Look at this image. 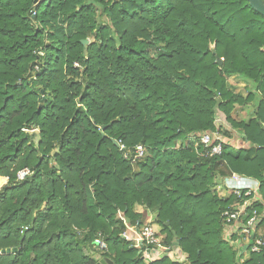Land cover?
Wrapping results in <instances>:
<instances>
[{
    "label": "trees",
    "instance_id": "1",
    "mask_svg": "<svg viewBox=\"0 0 264 264\" xmlns=\"http://www.w3.org/2000/svg\"><path fill=\"white\" fill-rule=\"evenodd\" d=\"M231 74L248 82L246 97L229 89ZM250 102L252 117L230 119ZM219 111L251 153L219 127L221 154H204L198 136ZM137 144L148 154L132 163ZM228 171L259 181L262 212L264 15L248 0H0V250L18 248L0 264H180L147 263L121 236L117 214L137 225V203L188 264H264V248L239 263L221 238L234 195L212 188ZM97 233L108 246L99 259L85 251Z\"/></svg>",
    "mask_w": 264,
    "mask_h": 264
},
{
    "label": "built area",
    "instance_id": "2",
    "mask_svg": "<svg viewBox=\"0 0 264 264\" xmlns=\"http://www.w3.org/2000/svg\"><path fill=\"white\" fill-rule=\"evenodd\" d=\"M36 69L38 68L36 67ZM218 121L219 123H217ZM222 123L224 121L217 117L215 119L216 128L213 131L207 130L199 134L198 141L205 147V155L221 154L222 145L226 141L219 129ZM145 154V146L137 144L133 149L131 162L135 163ZM28 173V169H22L18 172V178L22 179ZM223 178L225 191L228 190L234 195V201L221 213L222 238L234 245L237 255L246 254V252L260 253L264 248V235L261 232L263 228H260L263 215L256 208H252L253 202L262 201L259 194L260 183L255 178L245 177L236 172H231ZM135 234L136 243L143 250L142 257L147 263L164 256L177 262L185 260V255L180 250L162 244L161 237L150 223L139 225ZM93 246L100 252L108 251L107 243L101 233H97L95 236ZM242 260L243 257L239 258L240 263Z\"/></svg>",
    "mask_w": 264,
    "mask_h": 264
},
{
    "label": "rangeland",
    "instance_id": "3",
    "mask_svg": "<svg viewBox=\"0 0 264 264\" xmlns=\"http://www.w3.org/2000/svg\"><path fill=\"white\" fill-rule=\"evenodd\" d=\"M87 39L89 40V42H91L93 40V39H89V38H87ZM89 42H88V44H89ZM88 44H87V46H88ZM86 53H87V47H86ZM73 64H74L73 66L78 67L77 62H74ZM32 74L34 75L33 72H32ZM226 80H227V83H228L230 90H232L234 93L240 95L243 98L246 97V95L248 94V87H249V84L247 81H245L243 78H241L237 74L228 75L226 77ZM257 93H258L257 95L261 94L260 92H257ZM254 110H255V105H253L251 102L248 104H244V105H240V104L236 103V104H234V107L230 111L229 117L234 122L241 121V120H247L254 115ZM217 117H219L221 120L224 121V123H222L221 127H222V129L228 130V133L230 134L229 136L232 138V141H231L232 144L234 146H237V143H238L237 139H238L239 143H244L245 147H247L248 151L251 153L254 149L253 147H255L256 145L249 142L248 140L246 141V140L241 139L242 134H241L240 129L237 126L230 123V121H228L226 114L224 112L219 111L217 113ZM217 123H219V121ZM37 140H38V137H37V135H35L34 141L37 142ZM189 142L193 143L194 146H196L198 143L196 137L192 136V134L189 135ZM180 143H184V142L181 140H177L176 147H178L180 145ZM145 148H146V154H148V148L146 146H145ZM134 169L138 170L136 165H134ZM230 173L231 172H229V171L226 172L225 175H219L216 173V175L214 177L215 185L212 189L219 197L224 198L230 194L228 190L225 191L224 178H223L224 176H227ZM7 185H8V177L0 176V191L4 187H6ZM223 194H225V196H222ZM134 212L139 213V215H140L141 222L139 220L137 225H135V223H130L129 219L124 217L122 213L117 214V217L121 218L123 220V223H124V228L121 231V236L125 240L132 242L133 245H135V247H138V245L136 243L135 232L139 228V225H142L143 223H150L151 225H153L155 227L158 235L161 237V240L164 238V235L160 232L162 227L155 222V219H156V211L155 210L149 209L145 205L137 203L134 205ZM23 230H24V232H23ZM23 230H22V232L25 233L26 228H23ZM262 230L263 229H261V232L264 234V231H262ZM221 238H222V232H221ZM222 240H223V238H222ZM224 242H226V241H224ZM226 243L228 245H230L231 247H233V249L236 252V256H238L239 258L243 257L245 259V258L250 257L249 256L250 253H247V254L242 253L241 255H237V250L234 247V245H231L229 242H226ZM172 246H173V248H177V249L179 248L176 241L172 244ZM8 248L10 249V251H7ZM14 248H15V250H13ZM17 249H18L17 247H7V248L1 249L0 253L4 254V253L15 252ZM178 250H180V248ZM85 251H86V253H89L90 255H92L93 257H95L97 259L100 258L99 255L101 254V252L99 250H97L93 246V244H92L91 248L85 249ZM238 257H237V261L239 260ZM185 260H187L186 255H185ZM239 263H240V261H239Z\"/></svg>",
    "mask_w": 264,
    "mask_h": 264
},
{
    "label": "water",
    "instance_id": "4",
    "mask_svg": "<svg viewBox=\"0 0 264 264\" xmlns=\"http://www.w3.org/2000/svg\"><path fill=\"white\" fill-rule=\"evenodd\" d=\"M248 1H249V4L251 5V7H253L256 11H258L259 13L264 15V1L263 0H248ZM80 42L83 45L84 54H86V47H87L89 40L87 38H85V39H82ZM217 63L221 64L222 60L220 58H217ZM41 92H43V90H41ZM102 136H104L103 133H102ZM112 141L115 144H118V142L115 139H112ZM166 224H168V222H166ZM23 232H24V230H23ZM140 246L142 247L141 244H140ZM13 250H15V248ZM7 251H10V249L8 248ZM97 264H114V263H113V261H111L109 259L102 258L97 262Z\"/></svg>",
    "mask_w": 264,
    "mask_h": 264
},
{
    "label": "crops",
    "instance_id": "5",
    "mask_svg": "<svg viewBox=\"0 0 264 264\" xmlns=\"http://www.w3.org/2000/svg\"><path fill=\"white\" fill-rule=\"evenodd\" d=\"M237 146H245V144L244 143H239V141H238V139H237ZM241 175H243V174H241ZM243 176H245V177H249V178H254V177H252V176H248V175H243ZM262 215L264 214V210L262 211V212H260ZM263 228V230L262 231H264V227L261 225L260 226V228ZM259 231H260V229H259ZM264 235V234H263ZM246 244V243H245ZM245 247H246V245H245ZM140 248V247H139ZM177 249V248H176ZM179 249V248H178ZM181 251V250H180ZM181 253L183 254V255H186L185 253H183L182 251H181ZM248 252H246V254H247ZM244 261V258H243V260H242V262ZM241 262V263H242ZM180 264H188V262L185 260V261H181V262H179Z\"/></svg>",
    "mask_w": 264,
    "mask_h": 264
}]
</instances>
